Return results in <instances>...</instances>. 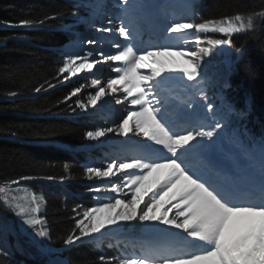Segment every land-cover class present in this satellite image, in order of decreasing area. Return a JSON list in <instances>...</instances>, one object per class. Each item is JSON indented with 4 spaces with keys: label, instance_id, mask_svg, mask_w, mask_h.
I'll return each instance as SVG.
<instances>
[{
    "label": "snow or ice",
    "instance_id": "6c2138e0",
    "mask_svg": "<svg viewBox=\"0 0 264 264\" xmlns=\"http://www.w3.org/2000/svg\"><path fill=\"white\" fill-rule=\"evenodd\" d=\"M119 3V23L107 18L97 26L103 15L100 0H78L71 16L89 30L110 34V49L105 50L100 40L76 33L71 45L88 47L66 53L54 79L62 82L83 71L91 73L102 62H112L115 77L110 76L106 84L92 78L90 85L95 91L89 93L86 102L77 95L81 86L53 105L33 109L50 113L73 97L75 107L68 104L72 111L95 108L106 96L125 106L114 126L96 127L84 135L88 141H99L108 134L127 138L121 141V152L127 155L110 156L100 166L84 168L85 178L102 182L90 186L89 192L112 195L106 200L96 197L92 207H74L72 227L55 240L42 215L45 197L22 187L26 181L55 177L20 175L4 181L0 206L17 217L20 232L28 236L42 264H71L60 253L77 242L88 243L92 251L99 252V264H264V129L254 134L247 126V110H236L227 102L217 104L198 80L203 57L210 50L199 45L235 47L238 63L244 48L236 47L232 37L258 30L264 9L197 21L193 19L198 14L196 0H183L181 16L172 13L165 26L166 37L179 43L153 47L140 46L138 38L149 10L159 6L150 0ZM59 15L44 13L42 17L4 23L6 27L41 26ZM65 27L71 31L74 25ZM189 44L195 47L189 49ZM176 73L197 84L194 94L181 100L183 107H172L171 92L165 91V84ZM54 87L56 84L45 80L33 91L41 93ZM11 134L17 135L15 131ZM28 134L40 137L49 130L33 129ZM63 167L67 173L69 165ZM66 178L61 176L60 180ZM9 233L16 234L14 227L0 221V235ZM105 233L115 240L106 245L116 249L115 255L103 254L97 237ZM146 236L151 241L145 240ZM57 240L64 248L51 246ZM128 248L133 250L131 254ZM17 250L23 251L20 247ZM0 256L10 260L11 252L0 247Z\"/></svg>",
    "mask_w": 264,
    "mask_h": 264
},
{
    "label": "trees",
    "instance_id": "16d2710c",
    "mask_svg": "<svg viewBox=\"0 0 264 264\" xmlns=\"http://www.w3.org/2000/svg\"><path fill=\"white\" fill-rule=\"evenodd\" d=\"M77 3L78 0H0V26L5 21L33 19L42 17L44 13L62 14L41 26L23 29L0 27V183L20 175L55 177L54 180L40 178L23 182L45 197L42 215L54 240L72 227L74 207L92 206L90 197L86 196L87 178L79 166L84 159L80 148L88 141L84 135L94 129L89 118L68 107V104L75 107V97L50 113L33 110L53 105L74 88L84 85L54 79L63 60L61 48L74 36L73 32L65 29V25L75 21L71 13L77 10L74 7ZM196 5L198 14L195 19L199 21L261 10L264 9V0H196ZM257 25L256 31L233 35L234 45L244 48L243 59L238 63L235 62V47L224 46L227 53L218 55L220 48L204 44L210 49L206 58L207 75L221 81L228 77L226 87L221 82L227 101L234 108L245 110L246 99L251 97L253 112L259 118L250 114L249 129L258 135L264 129V21H258ZM211 35L213 38H225L221 34ZM227 55L232 61L231 66L224 62ZM45 80L52 81L56 87L35 93L33 89ZM11 91H18L20 95L10 97L7 93ZM45 128L49 130L48 135L36 137L28 134L33 129ZM12 131L17 133L15 137ZM65 163L69 165L67 173L63 167ZM61 176L67 178L61 181ZM51 246L64 248L58 240ZM103 249L104 255H115L114 249L105 245ZM99 254L92 251L88 243H77L60 253L71 264H99ZM0 264H42V261L38 257L11 254L10 260L0 256Z\"/></svg>",
    "mask_w": 264,
    "mask_h": 264
},
{
    "label": "rangeland",
    "instance_id": "374dc122",
    "mask_svg": "<svg viewBox=\"0 0 264 264\" xmlns=\"http://www.w3.org/2000/svg\"><path fill=\"white\" fill-rule=\"evenodd\" d=\"M180 2L183 3V0H180ZM177 16H178V14H177ZM193 19H195V18L193 17ZM73 25H78V27L84 31V34L87 33V31H86L87 27L83 28L82 23H80V24L74 23ZM66 26H68V25H66ZM17 28L23 29V28H30V27H17ZM65 29H66V27H65ZM91 35L93 36V32H91V30H90V36ZM92 39H94V38H92ZM172 40H175V39H172ZM178 43L179 42L176 41V44H178ZM186 47L191 49L192 47H195V46L192 44H189ZM199 47L205 48V49L208 48L204 43L200 44ZM219 50H221L222 54L226 53L225 47H222ZM208 54H209V52H207V55H205L203 57V60H202V71H201L200 80L203 81L206 94L209 96V98L211 100L215 101L217 104H220L221 102H226L225 99L223 98L222 93L220 92L221 87L219 86V84L217 82L210 81L209 79L204 78V72H205L204 70L207 69V64H206L205 60H206ZM225 62H227V63L229 62L228 57L226 58ZM102 63H100V66H97L96 68H94L91 73H89L87 71H83V72L78 73L77 76L72 77L70 80H68L69 82L78 83V84L80 83V85L84 84L82 87L81 93L77 94L78 96H82V98L87 100V96L89 95V93H92L95 91V89H93L90 85V80L92 78H96L97 74H102V76H103L106 73H112V77H115L116 73H114L112 71V65H105ZM178 75H180V74L176 73L173 75V77L170 79L171 83L173 85H177L178 83H179V85L185 84L187 82L186 78L184 79V77L178 76ZM100 80H101V83L106 84L105 80H103V79H100ZM109 99H111V96L104 97L102 101L98 102V104L95 108L90 107L87 111L81 110L79 108H77L76 110L80 111L79 115H82L84 118H89L91 124L95 128L101 127L100 125L103 123L106 124L105 127H108V125L114 124V122H112V120L116 118V115H117L116 120H118L119 117L122 114H124V108H125L124 105L116 104L114 100L109 101L108 104H105V101L109 100ZM196 99L198 100L199 97H196ZM109 120H111V121H109ZM115 139H118V142H116V143H119L121 145V141H124L127 138L120 139L116 136L110 135L108 137L101 138L99 141H88V143L84 147L81 148L83 150V156L84 157L86 156V158L83 161H81L79 164L82 171L84 172L85 166H88V165L100 166L102 161H104L108 157H110L111 155L107 154L106 150L99 151L96 149V147L98 145L108 147L109 145H111L115 142ZM100 183H102V182L97 181L95 179L94 180L86 179L85 185H86V188L88 189L90 186H96L97 184H100ZM0 185H2V184L0 183ZM22 187H24L28 191L32 192L30 187H28L27 185L22 184ZM16 194L21 195L22 193L16 192ZM109 194H110L109 192H101L100 194H98V193H91L88 190L86 191V196L90 197L89 199L92 202V206H94L97 203L96 197H100V196L105 197L106 195H109ZM105 199H107V198H105ZM44 209H45V203L42 205V213L44 212ZM0 221L9 222L14 227L15 232H16L15 235H13L11 233H9L7 236L0 235V247H3L6 250L10 251L11 254H15V255L19 254L20 256L25 257V258H34V257L40 258L38 255H36L35 248L30 246V244L28 242V236L20 232V226H19V221H18L17 217H15L14 214L11 213L10 211H5V209L2 206H0ZM27 231L30 232V230H27ZM105 234H108V233H105ZM102 238L103 237H101V236L97 237V239L100 243L103 242ZM101 246H102V243H101ZM17 247L22 248L23 251H18ZM132 251L133 250L131 248L127 249V252L129 254H131ZM137 251H138V249H137ZM103 252H104V250H103ZM60 257L63 258L61 255H60Z\"/></svg>",
    "mask_w": 264,
    "mask_h": 264
},
{
    "label": "bare ground",
    "instance_id": "6f19581e",
    "mask_svg": "<svg viewBox=\"0 0 264 264\" xmlns=\"http://www.w3.org/2000/svg\"><path fill=\"white\" fill-rule=\"evenodd\" d=\"M176 5V4H175ZM179 6V5H178ZM181 14H182V12H181ZM121 16V11L119 10V11H117V13H113V14H111V13H109L107 16H106V18H111V17H113L112 19L113 20H115L116 21V23L118 24L119 23V17ZM180 17V16H179ZM100 24V21L98 20L97 21V26ZM92 30L93 29H91V32H92ZM87 36H89V37H93L92 35L90 36V31H89V34H87ZM139 43V42H138ZM140 46H142L141 44H139ZM143 46H145V45H143ZM88 46L86 45V48H87ZM86 48H84V49H86ZM106 50V49H105ZM112 51H114V50H112ZM110 65H112V62H110L109 63ZM104 73V72H103ZM114 74V73H113ZM112 77V73H106V74H104V80H105V82H106V80L109 78V77ZM113 100V98L111 97V99H109V100H106L105 101V104H108V102L109 101H112ZM116 118H117V115H116ZM116 118L115 119H113L112 120V122H114L115 120H116ZM109 121H111V120H109ZM105 123H103V124H101L100 126L101 127H105ZM112 126H114V124L113 125H111V126H108V127H112ZM118 138H120V139H125L124 137H118ZM134 139H136V138H134ZM116 152H115V154H113L112 156H114V155H116V156H122V155H126V154H128V153H123V152H121V145L119 144V143H115V146L114 147H112ZM112 194L110 193L109 195H104L105 197H102V196H100L99 197V199L100 200H106L105 198H108L109 196H111ZM175 231V230H174ZM103 236V235H102ZM100 237V236H99Z\"/></svg>",
    "mask_w": 264,
    "mask_h": 264
},
{
    "label": "water",
    "instance_id": "95a60500",
    "mask_svg": "<svg viewBox=\"0 0 264 264\" xmlns=\"http://www.w3.org/2000/svg\"><path fill=\"white\" fill-rule=\"evenodd\" d=\"M0 27L2 28H12V29H18L17 27H6L5 24L4 25H1Z\"/></svg>",
    "mask_w": 264,
    "mask_h": 264
}]
</instances>
